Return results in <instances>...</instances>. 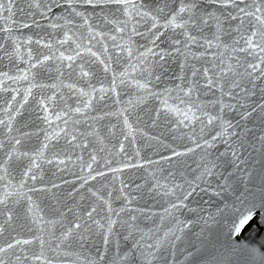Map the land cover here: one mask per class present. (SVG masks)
I'll list each match as a JSON object with an SVG mask.
<instances>
[{"label": "snow or ice", "instance_id": "obj_1", "mask_svg": "<svg viewBox=\"0 0 264 264\" xmlns=\"http://www.w3.org/2000/svg\"><path fill=\"white\" fill-rule=\"evenodd\" d=\"M0 61V264H264V0H0Z\"/></svg>", "mask_w": 264, "mask_h": 264}, {"label": "water", "instance_id": "obj_2", "mask_svg": "<svg viewBox=\"0 0 264 264\" xmlns=\"http://www.w3.org/2000/svg\"><path fill=\"white\" fill-rule=\"evenodd\" d=\"M17 3L23 4V3H26V0H17ZM32 47H33V50L35 51L36 46L32 45ZM4 63H6V61H0V64H4ZM0 70H2V69H0ZM5 98L6 97L4 94H0V100H3ZM2 106L3 105H0V107H2ZM28 107H31V104ZM0 115H2V113H0ZM142 120L144 122L145 131L148 132L149 135L159 136L161 140H164L169 144H173L174 146L176 144L184 143L183 140L173 141L172 137L173 136H179V132L169 131V127L164 125L162 122H158V126H156V127H150V125H151L150 120H148L146 117H142ZM35 123L39 124V121H35ZM184 131H187V130H184ZM147 144L151 145V146H146V138H139L138 137L137 147L141 149L142 158L157 161V163L153 167L170 170V165L168 163L159 161V155H169V153L166 150L162 149L160 145L155 144L152 141H147ZM221 150H223V149L221 148ZM125 151L128 153V155H130V156L133 155L130 144H126ZM157 153L159 155H157ZM109 158L113 159V160L116 159V157H109ZM119 158L123 159V155H121ZM186 162L188 163L189 168L194 170L196 167V163H198V155L197 154H191L187 158ZM132 163H135V158H133ZM145 169H147L148 172L152 171V167H147V166L142 165L141 167L136 168V169L123 170V172L121 173V178L122 179L127 178V179H125L126 183L128 182V180H133L135 183H140L141 178H144V179L147 178ZM51 170L54 171V168H52ZM68 171H69V173L71 171L78 172L79 171L78 162L75 166L70 167V169ZM57 175H61V174L57 173ZM46 178H50V177L48 175H46ZM63 178L71 180L72 176L70 174H68V175H64ZM110 178H111L110 175H107L105 179L110 180ZM63 190H64V186H62V188H61V191H63ZM67 190L70 191L71 186H68ZM203 199H208V197L204 196ZM162 205H163V202L160 201L159 198H157V201L155 203L153 202V200L148 199L146 205L144 202H138V206H150V207H152L153 212H159V210H160L159 206H162ZM157 222H158V218H157ZM194 231H195V229H194ZM68 259H72V258L68 257Z\"/></svg>", "mask_w": 264, "mask_h": 264}]
</instances>
